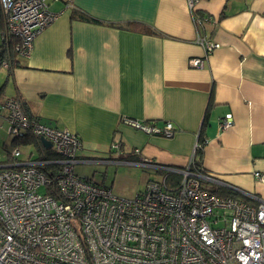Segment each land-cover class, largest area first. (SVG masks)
Here are the masks:
<instances>
[{"label": "crops", "instance_id": "crops-1", "mask_svg": "<svg viewBox=\"0 0 264 264\" xmlns=\"http://www.w3.org/2000/svg\"><path fill=\"white\" fill-rule=\"evenodd\" d=\"M74 7L104 23L73 17ZM49 8L59 17L35 39L31 55L16 53L0 66L6 99L20 96L29 114L76 133L83 159L107 158L119 140L131 151L125 157L140 149L158 163L184 167L202 134L205 171L240 189L241 199L245 193L264 199L255 176L264 171V0H201L198 9L212 18L204 30L220 44L207 57L187 0H56ZM131 22L147 31L125 27ZM5 26L0 5V31ZM193 58L203 67H193ZM227 114L232 125L221 129ZM125 119L172 122L176 132L150 135ZM82 165L76 173L94 179L95 170L86 173ZM94 166L104 167L98 182L111 188L109 171L114 178L143 171L126 175L128 187L115 192L123 197L151 176L139 166Z\"/></svg>", "mask_w": 264, "mask_h": 264}, {"label": "built area", "instance_id": "built-area-1", "mask_svg": "<svg viewBox=\"0 0 264 264\" xmlns=\"http://www.w3.org/2000/svg\"><path fill=\"white\" fill-rule=\"evenodd\" d=\"M200 1L187 0V5L196 43L207 57L220 44L204 30L212 18L196 14ZM0 5L6 21L0 46L9 49L16 41L21 56L31 55L35 39L59 17L49 0H0ZM190 63L204 65L201 58ZM2 65L8 67L9 59ZM1 108L7 112L12 140L30 129L49 140L58 157L39 158L33 152L22 157L21 148L11 144L0 160V264H264V199L213 192L240 189L196 166L199 142L184 167L158 163L140 149L133 150L136 157H125L131 151L119 140L107 158L83 159L76 133L30 118L19 97L7 98ZM231 119L227 114L220 128L230 127ZM125 122L150 135L169 138L176 132L172 122ZM85 163L139 166L151 176L134 196L123 197L101 182L80 177L76 166ZM51 164L59 166L53 178L40 170ZM255 176L264 183V171ZM51 185L59 198L48 194Z\"/></svg>", "mask_w": 264, "mask_h": 264}, {"label": "trees", "instance_id": "trees-1", "mask_svg": "<svg viewBox=\"0 0 264 264\" xmlns=\"http://www.w3.org/2000/svg\"><path fill=\"white\" fill-rule=\"evenodd\" d=\"M65 2L68 3V0H65ZM196 14H198L202 19H206L207 17H210V16H208V14L204 13L202 10H198L196 12ZM72 16L75 18H78L80 20L87 21V22L104 23L102 20H99V19L89 15L88 13H86L80 9H76V7L73 8ZM133 23H135V22H131V23H129V25H126L125 27L132 28ZM110 24L113 26H117V27H124V25H121V24H115V23H110ZM135 24H136V26H140L139 28L141 30L147 31V29H146L147 25H143L142 23H135ZM148 28L150 29V32H153L156 34H161L159 31H157L156 29H154L152 27H148ZM15 44H16V41H14L10 45L9 49H7L5 46H0V66L2 65L3 59L7 58V59L11 60L16 55L17 51L15 49ZM19 98L21 99L20 96H19ZM5 100H6V84L4 83L0 87V107L3 105ZM23 105L25 108V106H26L25 102L23 103ZM26 110L27 109L25 108V111ZM26 113L28 114V116L30 118L41 121L39 119V117L34 116L32 114H29V112H27V111H26ZM45 123H48V122H45ZM11 142H12L11 143L12 145H16L19 147L32 146L34 149H36L38 151L39 158L55 159L58 157V155L54 152L53 149L45 148L43 146L40 138L35 136L34 133L32 132V130H30V129L26 131V134L23 137L13 139ZM199 142H200L201 146L198 149L197 155H195L196 156L195 162H196V166L205 170V168L203 167V162H202L203 146L205 143V139L203 138L202 134H200ZM136 156H137V154H133V157H136ZM58 168H59V166L51 164V165L41 166L40 170H42L43 173H45V175L47 177L53 178L55 176V173L57 172ZM47 192H48V194H51L52 196L59 198V191L55 185L54 186L51 185V186L47 187ZM213 192L220 194V195L238 196V193L232 192L230 190H226L223 188L213 189ZM244 200H247V199H244Z\"/></svg>", "mask_w": 264, "mask_h": 264}, {"label": "rangeland", "instance_id": "rangeland-1", "mask_svg": "<svg viewBox=\"0 0 264 264\" xmlns=\"http://www.w3.org/2000/svg\"><path fill=\"white\" fill-rule=\"evenodd\" d=\"M49 1L51 2V5H52L54 3V1H56V0H49ZM60 3H62V2H60ZM0 84H2V83H0ZM8 89L9 88L6 85V93L8 92ZM8 126H9V123L6 119V111L4 108H1V110H0V160H4V158L7 155V152L11 151V149H12V146H11L12 137L9 134ZM14 147H16V145H13V148ZM20 148L22 151V157H27L30 152H33L34 156L38 155V151L36 149H34L32 146L20 147ZM79 165H81V164H79ZM79 165H77L76 168ZM83 165L80 167L81 171H84L86 173L91 174L95 170L94 179H95V181L97 180V182H98L100 180L99 177H101V175L103 174V171H104L103 168L104 167L94 166V164H92V163H85ZM110 173H111V171H109V177H107L106 183L108 185H110L112 183V179H113V183L111 185L113 191L114 192H116V191L120 192L121 189L126 188L129 185V181L127 179L128 177H126V175L127 176H133L134 178H136V175L143 173V171L140 168L134 174L129 173V171H125V173H124V171H121V172H119L121 175L119 176L117 174L115 176V178H114L113 174L112 173L110 174ZM154 176H156V175H154ZM144 185H145V183L143 184V187H144ZM143 187H142V189H143ZM43 191H44V187H41L40 192L42 193Z\"/></svg>", "mask_w": 264, "mask_h": 264}, {"label": "water", "instance_id": "water-1", "mask_svg": "<svg viewBox=\"0 0 264 264\" xmlns=\"http://www.w3.org/2000/svg\"><path fill=\"white\" fill-rule=\"evenodd\" d=\"M40 140H41L42 144H43L46 148H51V147H52V143H51L49 140H47L46 138L41 137Z\"/></svg>", "mask_w": 264, "mask_h": 264}]
</instances>
